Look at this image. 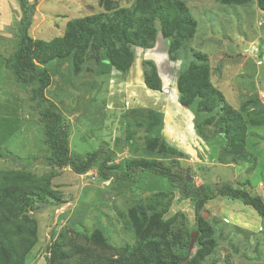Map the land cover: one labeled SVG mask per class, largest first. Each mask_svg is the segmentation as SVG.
<instances>
[{
	"label": "rangeland",
	"instance_id": "rangeland-1",
	"mask_svg": "<svg viewBox=\"0 0 264 264\" xmlns=\"http://www.w3.org/2000/svg\"><path fill=\"white\" fill-rule=\"evenodd\" d=\"M181 1L197 28L186 48L176 53V63L168 59L162 38L151 49L131 47L138 58L127 74L100 63L101 53L90 49L78 69L70 60L42 65L52 75L45 94L61 111L71 153L78 158L104 147L110 151V163L126 158H155L166 165L174 161L196 186L233 182L264 197V11L255 0L239 5ZM133 3L39 0L29 33L34 40L50 41L62 36L73 19L131 8ZM20 14L17 0H0V200L7 209L0 217V238L32 243L24 264H122L136 246L161 236L177 238L183 253L186 249L180 244L197 231L198 218L207 234L197 237L192 264H264V217L238 199L206 200L198 214L180 190L170 189L153 173L110 183L100 179L96 168L80 174L47 163L50 149L39 112L28 88L19 85L5 65L15 49L14 24ZM197 51L207 54L210 80L226 103L242 112L252 162L229 163L215 127L216 111L207 115L195 105H178L173 74L180 63L194 61ZM151 64L160 71L163 92L144 84ZM152 108L170 119L183 117L184 111L188 126L178 136L173 128L164 130L153 142L146 130ZM170 133L187 143L182 142L185 150L163 147ZM25 190H49L54 196L28 210L18 198ZM204 241L210 242L208 249L198 251ZM76 251L78 257L72 258Z\"/></svg>",
	"mask_w": 264,
	"mask_h": 264
},
{
	"label": "trees",
	"instance_id": "trees-1",
	"mask_svg": "<svg viewBox=\"0 0 264 264\" xmlns=\"http://www.w3.org/2000/svg\"><path fill=\"white\" fill-rule=\"evenodd\" d=\"M20 6V17L14 24L15 49L5 60L6 67L21 86L29 90L33 107L39 112V120L44 126V143L50 149L47 163L54 167H69L73 171L84 174L96 168L100 179L116 181H135L142 173H153L168 182L170 189L180 190L183 199H188L199 214L206 200L217 196L238 199L252 206L264 217V197L235 185L233 182L211 185H194L186 171L173 161L166 165L158 159H122L118 163H110V151L99 148L78 158L71 153L69 147V131L63 115L53 100L46 96L45 90L52 82L50 71L42 65L57 59L70 60L72 66L78 69L86 59V53L92 49L100 52L97 57L100 63L108 65L123 74L131 72L137 60L136 53L131 49L136 46L151 49L160 38L167 46V57L171 63H176V53L186 48L193 39L197 21L185 2L181 0H134L131 8H117L112 12H102L68 22L65 33L50 41L34 40L29 33L37 10L39 0H17ZM222 3L239 5L247 0H218ZM264 11V0H255ZM194 61L181 64L174 76V90L179 104L190 108L196 106L198 112L212 114L217 112L215 127L221 134L225 144V153L229 163L252 162L253 154L246 147V123L238 110L234 109L224 99L223 94L210 80V66L206 53L194 52ZM152 63V62H148ZM152 65V64H151ZM144 84L153 91L163 92L165 85L156 65L144 72ZM153 115L147 121L146 130L152 141H157L160 132L175 130V135L183 132L185 114L183 117L168 118L165 113L151 109ZM140 125H143L142 123ZM165 138V136H164ZM166 139V138H165ZM177 137L172 136L163 147H177ZM176 145V146H175ZM11 154V152H8ZM0 156H3L0 154ZM178 162V160H177ZM171 191V190H170ZM54 196L47 191L39 194L35 191L20 192L18 198L24 202L25 209L35 208L38 202H46ZM157 201V197L154 199ZM6 207L0 200V217L5 216ZM199 236L203 238L207 230L201 227V220L195 226ZM103 231V230H102ZM191 235L183 245L185 252L178 251V239L156 237L143 246H136L122 260V264H192L195 257L190 253ZM175 240V241H174ZM200 243V242H199ZM198 243V244H199ZM210 242H202L198 251L208 249ZM32 243L29 240L14 241L11 237L0 238V264H24ZM76 251L72 258H76ZM71 258V259H72Z\"/></svg>",
	"mask_w": 264,
	"mask_h": 264
},
{
	"label": "water",
	"instance_id": "water-1",
	"mask_svg": "<svg viewBox=\"0 0 264 264\" xmlns=\"http://www.w3.org/2000/svg\"><path fill=\"white\" fill-rule=\"evenodd\" d=\"M199 235V231H195L194 233H192L191 235V242H190V248H189V254L192 252V250L194 249L195 245H196V239ZM189 257V256H188ZM184 258L182 261H181V264H185V260L188 258ZM217 264H223L222 262H218Z\"/></svg>",
	"mask_w": 264,
	"mask_h": 264
},
{
	"label": "crops",
	"instance_id": "crops-1",
	"mask_svg": "<svg viewBox=\"0 0 264 264\" xmlns=\"http://www.w3.org/2000/svg\"><path fill=\"white\" fill-rule=\"evenodd\" d=\"M178 105H179V102H178ZM186 115H187V114H186ZM187 116H188V115H187ZM165 117H167L166 113H165ZM188 118H189V117H185V118H184L185 125H187V126H188V122H189V121H188ZM192 131H193V129H192ZM193 133H194V135H196L195 132H193ZM178 134H179V133H178ZM180 134H181V133H180ZM192 135H193V134H192ZM195 137H196V136H195ZM189 138H190V140H192L191 134H190V137H189ZM177 140H178V141H176V142L178 143L177 147H179V148H181V149H184L185 146L182 144L183 141H181L179 138H177ZM193 140H194V139H193ZM193 140H192V141H193ZM192 141H191V142H192ZM183 143L187 144L186 142H183ZM175 146H176V145H175ZM184 150H185V149H184Z\"/></svg>",
	"mask_w": 264,
	"mask_h": 264
},
{
	"label": "built area",
	"instance_id": "built-area-1",
	"mask_svg": "<svg viewBox=\"0 0 264 264\" xmlns=\"http://www.w3.org/2000/svg\"><path fill=\"white\" fill-rule=\"evenodd\" d=\"M263 96H264V94H263Z\"/></svg>",
	"mask_w": 264,
	"mask_h": 264
},
{
	"label": "flooded vegetation",
	"instance_id": "flooded-vegetation-1",
	"mask_svg": "<svg viewBox=\"0 0 264 264\" xmlns=\"http://www.w3.org/2000/svg\"><path fill=\"white\" fill-rule=\"evenodd\" d=\"M224 264V263H223Z\"/></svg>",
	"mask_w": 264,
	"mask_h": 264
}]
</instances>
